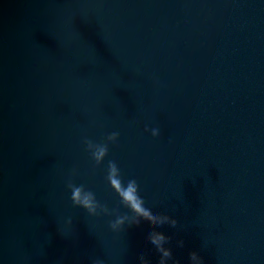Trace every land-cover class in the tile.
Instances as JSON below:
<instances>
[{"label":"water","instance_id":"obj_1","mask_svg":"<svg viewBox=\"0 0 264 264\" xmlns=\"http://www.w3.org/2000/svg\"><path fill=\"white\" fill-rule=\"evenodd\" d=\"M109 161L177 224L74 206L69 179L127 211ZM149 229L168 264H264V0H0L3 264H159Z\"/></svg>","mask_w":264,"mask_h":264},{"label":"clouds","instance_id":"obj_2","mask_svg":"<svg viewBox=\"0 0 264 264\" xmlns=\"http://www.w3.org/2000/svg\"><path fill=\"white\" fill-rule=\"evenodd\" d=\"M150 133L153 137H156L160 134V129L153 127L150 129ZM118 136L119 133L114 131L100 142L89 139L84 140L85 150L95 164L99 165L104 160L108 154L109 144L115 143ZM105 179L115 194L118 205L127 210L124 214H120L115 209H111L106 204L101 203L97 199L96 194L83 184L76 185L69 179L66 187L70 192L72 204L85 209L90 217H113L108 223V227L112 232H120L126 225L137 223L140 219L150 220L156 225L169 224L175 226L177 224L174 216L158 212L153 204L145 199L135 179L125 180L115 162H108ZM64 224L65 226H71L72 218L67 217ZM147 239L160 254L159 264H168L169 260L172 259V250L168 247V236L162 231L149 229ZM139 255L140 264H148L142 250ZM0 264H3L2 259H0ZM92 264H104V261L97 258L92 261ZM173 264H179V262L173 261ZM189 264H203L202 257L196 251H191L189 253Z\"/></svg>","mask_w":264,"mask_h":264}]
</instances>
